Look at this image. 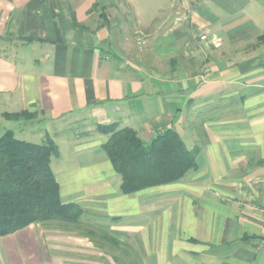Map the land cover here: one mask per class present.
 I'll return each instance as SVG.
<instances>
[{
	"label": "crops",
	"instance_id": "1",
	"mask_svg": "<svg viewBox=\"0 0 264 264\" xmlns=\"http://www.w3.org/2000/svg\"><path fill=\"white\" fill-rule=\"evenodd\" d=\"M100 1L0 0V94L18 106L3 113L37 114L19 136L53 140L61 202L107 238L31 225L0 238L1 264H264V0H176L139 36L111 13L99 27ZM110 124L145 144L174 129L196 168L122 194L96 131Z\"/></svg>",
	"mask_w": 264,
	"mask_h": 264
},
{
	"label": "trees",
	"instance_id": "2",
	"mask_svg": "<svg viewBox=\"0 0 264 264\" xmlns=\"http://www.w3.org/2000/svg\"><path fill=\"white\" fill-rule=\"evenodd\" d=\"M98 6L95 2L89 14ZM72 21L79 27L73 17ZM1 116L7 121L28 122L37 114L24 110ZM97 132L107 135L101 148L120 177L124 195L176 183L196 168L199 148L189 150L174 129L161 132L148 144L133 129H118L117 124L99 125ZM59 156L58 146L48 136L38 144L16 139L11 130L0 136V238L31 225H57L102 246L107 244L105 235L91 227L88 214L78 204L61 202L51 169L52 160Z\"/></svg>",
	"mask_w": 264,
	"mask_h": 264
},
{
	"label": "rangeland",
	"instance_id": "3",
	"mask_svg": "<svg viewBox=\"0 0 264 264\" xmlns=\"http://www.w3.org/2000/svg\"><path fill=\"white\" fill-rule=\"evenodd\" d=\"M174 1L176 0H101L98 6L99 9L97 10L98 8L97 7L94 10L95 12L94 19H96L97 25L100 24L99 27H103L105 24L108 25L109 23L112 22L111 20L106 19L109 13H111L112 15H114V18L117 23L116 25L118 26L122 25L125 28L129 29V32L131 33V35L138 34L139 36L140 32L142 33V31L136 27L137 22H139V18L142 16H145V13H151L152 15L154 11L156 10L158 11L160 8L161 9L163 8V10L164 9L166 10L171 5H174ZM102 13H104L105 17H100V14ZM123 20H125L126 23H124ZM32 51H33L32 49L27 50L28 54H30ZM17 108L18 106L15 105V100H13L11 96L0 94V136L3 135L5 131L12 130L16 135L15 136L16 139H19L21 141H26V142H32V143H41L39 140L41 136H33L34 133H30L38 129V125L32 122L34 119L28 122H21V121L15 122V121H7L2 118L1 115L3 111L10 112ZM24 126H27V131H30L28 133L30 136H19V133L24 132V131H21ZM69 128L65 133H67L66 135H71V137L74 135L73 137L82 138L85 134H88L87 132L89 131L88 128H84L78 125H71ZM96 131H97V128H96ZM66 154L67 153L64 150V154H63L64 160L65 158L67 159ZM59 166H62L61 162L54 161L51 168L55 173H57ZM97 217L99 216H96V218L95 216L90 217V218L88 217V218L91 222L94 221V222L103 223V220ZM55 226L57 225H52L49 227L53 228ZM49 227L48 228L44 227L46 233L51 232L49 230ZM103 245H106V244H103ZM2 261H4V259L0 255V264Z\"/></svg>",
	"mask_w": 264,
	"mask_h": 264
},
{
	"label": "built area",
	"instance_id": "4",
	"mask_svg": "<svg viewBox=\"0 0 264 264\" xmlns=\"http://www.w3.org/2000/svg\"><path fill=\"white\" fill-rule=\"evenodd\" d=\"M204 39H205V36H201V40H204ZM260 246H262L264 248V241L260 242Z\"/></svg>",
	"mask_w": 264,
	"mask_h": 264
}]
</instances>
